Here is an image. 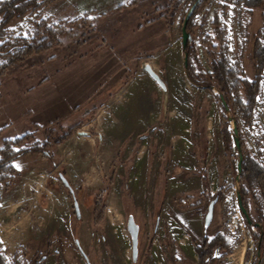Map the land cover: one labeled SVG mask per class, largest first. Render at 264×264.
Segmentation results:
<instances>
[{
    "label": "rangeland",
    "instance_id": "374dc122",
    "mask_svg": "<svg viewBox=\"0 0 264 264\" xmlns=\"http://www.w3.org/2000/svg\"><path fill=\"white\" fill-rule=\"evenodd\" d=\"M119 1L55 0L13 19L0 40L28 35L42 19L71 28L75 35H64L61 43L15 62L0 76V145L31 132L29 142L48 139L53 145V157L35 152L16 159L19 179L8 190L0 186L3 252L11 262L19 256L26 264H200L198 241L220 234L227 247L215 242L204 264H258L259 214L251 199L255 222L250 223L239 205L238 163L241 154L252 169L264 163V77L254 117L247 122L239 110L226 109L218 89L191 82L184 60L193 46L202 66L211 70L206 37L214 33L213 20L219 16L226 25L231 63L255 78L263 59L257 44L264 46V0L202 3L189 21L192 40L186 50L187 4ZM116 3L125 8L93 16L78 13ZM82 18L94 23H72ZM91 24L96 31L87 35ZM9 58L0 52V67ZM143 60L164 77L167 94L149 73H134ZM104 106L98 126L90 125ZM235 114L242 152L234 139ZM75 124L74 134H91H73L54 146ZM224 127L233 133L231 150L224 145ZM202 171L209 181L206 189ZM199 186L204 190L194 191ZM216 195L214 219L205 228ZM97 204L105 206L101 219ZM200 207L204 215L199 218L195 211ZM131 214L140 226L137 261L127 228ZM260 252L264 264V249Z\"/></svg>",
    "mask_w": 264,
    "mask_h": 264
},
{
    "label": "trees",
    "instance_id": "16d2710c",
    "mask_svg": "<svg viewBox=\"0 0 264 264\" xmlns=\"http://www.w3.org/2000/svg\"><path fill=\"white\" fill-rule=\"evenodd\" d=\"M52 1L55 0H0V40L5 37L7 27L13 19L21 18L29 12H35ZM170 1L175 6L187 4L189 6L188 9H190L196 0ZM206 1L208 0H201L198 3L195 12L199 6ZM123 8H125V4L117 7V11H120ZM113 13H116V11ZM89 20L91 23H94V20L90 18L78 19L72 23H80L82 27V25L89 23ZM191 21L192 19H190V22ZM213 25L214 33L212 35L208 34L206 37L208 45L207 55L208 60L210 61L211 70L202 66L195 47L189 46V59L186 67L187 77L191 82L199 87H206L210 90L214 88L218 89L221 99L227 102V105H225L227 110H233L234 113H236L235 109L239 110L244 120L247 122L251 121L254 117V109L258 103L257 96L262 87L261 80L264 77V73H261L264 66V46L257 44V51L263 55V59L261 63L257 64V74L255 78L249 79L244 74L240 73L230 61L228 56L229 37L227 35L226 25L224 24L222 18L216 16L213 20ZM94 31H96V28L93 24L87 35H90ZM85 34L86 33H84V35ZM64 35L75 36L73 29L64 28V26L58 23L49 24L47 19L37 21L34 31L28 35H11V37H9L5 42L0 44V52H3L4 50V52L8 53L10 57L9 61L0 67V76L4 75V73L12 67L15 62L24 61L32 55L48 50L52 48L54 43L57 41L61 43V39ZM242 92H244L246 99L242 97ZM234 119L238 126L239 121L237 120L236 114ZM78 125L79 124L70 125L68 127V131L62 133V136L54 141V146H57L70 138L74 134ZM2 130L3 129L0 128V133ZM231 134H233L232 131H229L226 127L222 129V137L226 150H231ZM32 138H34L33 132L26 133L21 136L4 139L3 143L0 145V186L5 185L6 190L10 189L21 175L15 165L16 159L23 155L35 152L53 157V152L51 151L53 145L51 146L50 140H34L29 142ZM200 173L206 189L209 187L208 177L203 171ZM224 189L229 190V187H224ZM240 192L243 197V204L250 214V223L255 222L250 213L251 199H253L255 203L259 214V220L255 223L259 230L257 240L258 249L262 251L264 249V163L257 165V169H252L248 166L246 159L243 160ZM104 209V205L100 206V204H97L96 214L98 219L103 217ZM193 237L196 241H198L195 236ZM169 238L170 235L166 234V239ZM215 242L223 244L224 247H227L220 234L212 240L208 238V235H205L201 243L198 241L201 260L200 264H204V262H206V259L208 258L211 248ZM218 254L219 253L215 251L213 256L217 257ZM0 264L26 263H23L19 256L11 262L3 252L0 241ZM254 264H257V261Z\"/></svg>",
    "mask_w": 264,
    "mask_h": 264
},
{
    "label": "water",
    "instance_id": "95a60500",
    "mask_svg": "<svg viewBox=\"0 0 264 264\" xmlns=\"http://www.w3.org/2000/svg\"><path fill=\"white\" fill-rule=\"evenodd\" d=\"M200 1L201 0H196L192 4V6L190 7V9H189V11H188V13H187V15H186V17L184 19V22H183V27H182V31H183V48L185 50L187 49V46H188L189 42L192 40V34L188 30V24H189V21H190L192 15H193V13L195 12L196 7H197V5H198V3ZM184 62H185V67H187V65H188V53H187V51L185 53ZM141 66L147 73H149L159 83V85L163 88V90L167 94L168 93V86H167V83H166L164 77L161 75V73L158 72L154 68V66L147 60L146 61L143 60L141 62ZM223 103H224V105H227V102L225 100H223ZM78 133L81 134V135L91 134V132L84 131V130H79ZM234 139H235L236 146H237L238 150L240 152H242L241 140H240V136H239V129H238V126H237L236 122H235V125H234ZM242 161H243V156L241 154V157H240V160H239V163H238L239 172L242 171ZM239 177L240 176H238V178ZM62 179H63V181L65 183H68L67 179L64 176H62ZM217 201H218V195H216L210 201V203L208 205V210H207L206 215H205V228H208L211 225V223H212V221L214 219L215 205H216ZM238 201H239V205H240L242 211L245 213V215H246L247 219L249 220V222H251L250 214L248 213L246 207L243 204V199H242V195L240 193V190H238ZM74 207H75L76 215L80 218L81 217V210H80V205L78 203V200L76 198H75V201H74ZM127 228H128V231H129V233L131 235V239H132L133 260L137 261L138 255H139V232H140V226L136 222V219L134 218V216L132 214L128 218ZM77 244H78L81 252L85 256V258H87V260H88V257L86 255V253L84 252V250L82 249V247L80 246L79 241H77ZM259 256H260V259L258 261V264H260V260H261V252H260V250H259Z\"/></svg>",
    "mask_w": 264,
    "mask_h": 264
},
{
    "label": "crops",
    "instance_id": "0c3cea01",
    "mask_svg": "<svg viewBox=\"0 0 264 264\" xmlns=\"http://www.w3.org/2000/svg\"><path fill=\"white\" fill-rule=\"evenodd\" d=\"M128 1H130V0H120L119 2H118V4H120V3H125V2H128ZM118 4L116 3L115 5H112V6H110V7H108V8H104V9H101V10H96V9H90V11L89 10H86V9H81V11H78V13H82V14H87V15H89V16H93L94 14H99V15H101V14H104V13H107V12H109V11H111V10H113L115 7H117L118 6ZM96 16H98V15H96ZM133 72V71H132ZM134 73L135 74H140V75H143L144 73H147L145 70H143L142 68H140L139 66H137L136 67V69L134 70ZM41 86V85H40ZM107 106H104V107H102V108H98L96 111H95V113H94V115H93V118H92V120L89 122V124L90 125H92V126H94V127H97L98 126V119H99V114H100V112H102L103 111V109H105ZM75 135H79V133L77 132V133H75L72 137H75ZM81 135V134H80ZM81 136H85V135H81ZM90 137H92V135L90 136ZM94 139V138H93ZM143 152V151H142ZM141 153V152H140ZM195 154L197 155V162H198V154L195 152ZM196 166V165H195ZM197 190H201V191H203L204 189H202V187L201 186H199V188H195V190L194 191H197ZM193 191V190H192ZM189 192H191V191H189ZM203 208V207H202ZM201 207H200V209L198 208V212L197 211H195L194 209H192L193 211H195V213H196V215H198L199 216V218L200 217H202L203 215H204V213H203V210L204 209H202ZM198 230H199V228H198ZM199 233H200V230H199Z\"/></svg>",
    "mask_w": 264,
    "mask_h": 264
}]
</instances>
